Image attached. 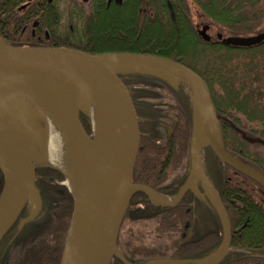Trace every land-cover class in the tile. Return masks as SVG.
Masks as SVG:
<instances>
[{
	"label": "trees",
	"instance_id": "16d2710c",
	"mask_svg": "<svg viewBox=\"0 0 264 264\" xmlns=\"http://www.w3.org/2000/svg\"><path fill=\"white\" fill-rule=\"evenodd\" d=\"M94 3L96 6L97 2ZM188 3L193 4L211 23L224 28L230 36L254 34L264 16V0H123L120 7H95L94 17L85 22L80 33L55 35V45L93 55L129 53L155 56L188 68L209 90L211 101L220 116L225 152L264 177V154L255 148L264 147V43L249 49H236L225 47L216 39L203 42L192 25ZM119 11L130 14V19L117 17L123 24L132 22L130 29L126 34L100 40L97 32L106 23L101 22V15ZM184 36L188 37L187 41L183 39ZM108 40L114 46L103 48L101 44ZM121 77L131 78L129 83L137 79L136 84L131 85L133 87L128 86L132 98L137 90H170L178 93L185 102L184 107L179 111L175 107L173 112L176 119L179 117L174 137L180 139L176 143L177 151L178 156L183 158L179 174L172 179H152L153 170L146 158L156 157L162 152L154 147V143L145 140L140 144L132 177L134 184L163 196H168L166 191L175 194L189 170L192 125L190 93L184 86L173 89L156 77ZM149 80L154 81L148 84ZM137 98L151 103L147 96ZM79 119L89 135V122L83 112ZM202 160L206 163H203L205 177L214 186L230 224L229 251L219 264H264V189L228 166L221 165L210 148L202 150ZM157 171L153 176L160 177ZM35 176L40 211L32 223L21 229L18 225L17 232L13 231L14 226L0 240V264H59L72 212V196L61 185V177L56 171L39 168ZM3 184L4 173L0 168V193ZM187 199L184 197L182 203H187ZM210 206L215 214L211 235L208 239L183 246V226L184 222H189L190 215L184 213V217V210L179 207L149 211L146 196L136 193L130 199L128 211L120 225L116 247L133 264H146L157 259L207 258L217 251L222 240L218 215L212 204ZM22 216L23 219L27 216L26 208ZM144 239L150 241L149 246L141 244ZM205 245H209V249ZM258 257H261V261L257 260ZM109 264L120 262L112 258Z\"/></svg>",
	"mask_w": 264,
	"mask_h": 264
},
{
	"label": "water",
	"instance_id": "95a60500",
	"mask_svg": "<svg viewBox=\"0 0 264 264\" xmlns=\"http://www.w3.org/2000/svg\"><path fill=\"white\" fill-rule=\"evenodd\" d=\"M115 2L120 3L121 0ZM171 16L173 18L172 13ZM208 29V26H203L197 31L205 43L210 42ZM216 40L225 47L249 49L264 43V32L252 36L223 37L218 34ZM124 75L156 77L173 89L183 83L190 93L192 125L189 170L185 183L172 201L147 187L132 184L140 137L135 107L121 79ZM35 78H45L61 85L74 82L76 87L71 96L56 92L52 85L48 91L80 150L71 188L62 184L72 196V212L59 264H91L93 240L102 221L109 228L112 247L106 264L111 258L129 264L116 248V239L131 197L135 193H142L154 207H174L187 191H192L199 198L197 183L206 190V197L218 215L222 228L219 248L204 259H157L146 264H219L229 251L230 224L218 194L205 177L201 151L210 148L221 165L228 166L262 189L264 177L225 152L220 117L212 105L206 84L188 68L155 56L129 53L93 55L65 47H13L1 39L0 168L4 173V184L0 202L8 178L14 179L15 185L8 205L0 212V240L25 208L29 212L20 222L19 229L37 217L40 198L35 187V170L49 168L62 174L54 166L47 165L45 151L36 148L39 144L44 145L42 142L46 132L40 138L29 129V124L33 123L30 122L31 117L46 129L45 122L31 108V103L36 99ZM95 95L100 97L105 114L104 134L97 146H93L94 137L85 132L79 119L80 113L86 111L88 102ZM20 129L28 132L31 141L19 142Z\"/></svg>",
	"mask_w": 264,
	"mask_h": 264
},
{
	"label": "flooded vegetation",
	"instance_id": "af4514ba",
	"mask_svg": "<svg viewBox=\"0 0 264 264\" xmlns=\"http://www.w3.org/2000/svg\"><path fill=\"white\" fill-rule=\"evenodd\" d=\"M95 1L97 2L96 6L94 3ZM122 2L123 0H121L120 3H116L115 0H0V38L3 42L13 47L36 49L62 47L55 45L57 44L55 42L56 39L53 38L55 35L78 34L83 30L84 25H86V23L94 17L95 7L99 9L112 7L116 8L120 7ZM211 40L212 38L210 37V42ZM121 78L127 89L128 86L133 87L131 85L136 84L137 79L135 78V81L132 80L130 83L129 80L131 78ZM153 81L154 80H149L147 82L148 84H152ZM178 86L182 87L183 83H180ZM133 93V98L131 95V99L137 115L140 137L138 151L140 150V144L142 141L148 140L149 142L154 143V147L161 150L162 153L158 154V156L156 155V157L146 158L150 169L153 170L150 177H152V179H157V181L160 179L163 180L164 178L172 179L174 176L179 174L178 172L181 168V162L183 160V158L178 156L177 151L176 143L177 141L180 142V139H176L174 137L179 117L177 115L178 118L176 119L173 112L175 107L178 111L181 107H184L185 102L179 97L178 93L170 90L156 92L152 90H137ZM144 96L149 97L151 99V103L137 98ZM173 137L175 139H172ZM203 163L206 164L205 161H203ZM156 169H158L157 172L160 173V177L153 176ZM132 184L136 185L133 181ZM180 187L176 189L175 194L172 191H166L165 193L168 196H163L154 190H151L161 197L172 201L176 197ZM211 187L213 188L214 186L211 185ZM173 188L175 189L176 185L173 186ZM213 190L216 192L214 188ZM168 192H170V194ZM197 192L199 194V198L192 191H187L179 203H177L174 207H154L148 201L149 211L155 209L172 210L179 207L183 208L184 217L185 214L190 215L188 218L189 222H184L183 226V229H185V232L182 234V236H184V240L182 242L183 246L188 245L189 243H196L204 239H208L213 232L215 214L211 210L210 200L206 197L207 192L200 186V183H197ZM184 197H188L187 200L189 201L187 203H182ZM170 213L171 212L168 214ZM21 216L22 213L17 222L14 224L15 229L13 231L17 232L19 221L23 219V216ZM166 224L170 225V223ZM205 248L209 249V245H205ZM121 255L123 256L122 253ZM123 258L129 264H133L132 262L127 261L124 256ZM257 260L261 261V257H258ZM119 262L120 264H123L121 261Z\"/></svg>",
	"mask_w": 264,
	"mask_h": 264
},
{
	"label": "bare ground",
	"instance_id": "6f19581e",
	"mask_svg": "<svg viewBox=\"0 0 264 264\" xmlns=\"http://www.w3.org/2000/svg\"><path fill=\"white\" fill-rule=\"evenodd\" d=\"M111 41L104 42L103 48L114 46ZM35 87L36 99L31 103L33 111L41 117L46 125V135L44 138V150L47 159L51 164L60 170L65 178V185L70 189L80 150L70 136L65 127L61 114L52 99L49 96V87L55 88L62 94L71 96L75 90L74 82L67 85L57 84L45 78H35L33 80ZM51 89V87H50ZM88 113L93 128V146H97L104 134L105 114L104 108L99 96H93L87 104ZM31 141V136L24 129L19 130V142L25 143ZM15 180L8 178L4 192L3 200L0 202V212L5 209L10 200V193L13 192ZM109 228L102 221L99 225L98 232L93 240L91 249V264H106L109 255L112 252L109 239Z\"/></svg>",
	"mask_w": 264,
	"mask_h": 264
},
{
	"label": "rangeland",
	"instance_id": "374dc122",
	"mask_svg": "<svg viewBox=\"0 0 264 264\" xmlns=\"http://www.w3.org/2000/svg\"><path fill=\"white\" fill-rule=\"evenodd\" d=\"M188 10H189V16H190L192 25H193L196 32L201 30V28L203 26H208L209 31L207 32V35L210 36L212 38V40H215V36L217 34H221L223 37H229L231 35L224 28H222L216 24H213L208 19H206L203 16V14L193 4L188 3ZM118 16H120L121 18H129V19L131 17L128 12H123V11L122 12H120V11L119 12H108V13L101 15V17H100L101 22L105 21L106 23H105L104 27H102L100 30L98 29L99 31L97 32L98 33L97 37L100 40L105 41L107 39H112L114 36H119L121 33L126 34V31H128L130 29L132 22L128 21L127 23L123 24L122 21L120 19H118L119 18ZM262 32H264V16L262 19L261 26L258 29H256L255 33L252 35L262 33ZM252 35H246V36H252ZM241 36H243V35H241ZM183 39L185 41H187L188 37L184 36ZM87 108L88 107H86V109H85L86 111H83V114L86 116V118L88 119V122H89V127H90L89 136L93 137V128L91 126L90 116H88L89 114L87 113V111H88ZM30 122H33V123L29 124L30 131L33 132L34 134L38 135L40 138L43 137L45 135L44 133L46 132L45 127H43V125L40 122H38V120L32 119V117L30 118ZM44 147L45 146L43 144L42 145L39 144L36 146V148L39 151L40 150L45 151ZM255 148H256V150H258L264 154V147L259 146V147H255ZM46 164L53 166L51 164V162H49V160L47 161ZM57 173L61 177L60 183L65 185L64 176H62V174L59 172H57ZM65 188L67 189V187H65ZM26 212L28 215V212H29L28 208L26 209ZM141 244L149 246L150 241L148 239H144V241L141 242Z\"/></svg>",
	"mask_w": 264,
	"mask_h": 264
}]
</instances>
